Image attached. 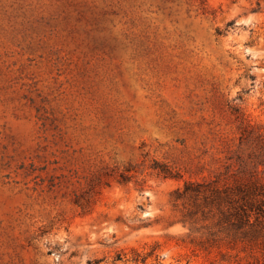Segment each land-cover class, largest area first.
Segmentation results:
<instances>
[{
    "label": "rangeland",
    "instance_id": "374dc122",
    "mask_svg": "<svg viewBox=\"0 0 264 264\" xmlns=\"http://www.w3.org/2000/svg\"><path fill=\"white\" fill-rule=\"evenodd\" d=\"M244 126L264 0H0V264H251L171 198L259 153Z\"/></svg>",
    "mask_w": 264,
    "mask_h": 264
},
{
    "label": "trees",
    "instance_id": "16d2710c",
    "mask_svg": "<svg viewBox=\"0 0 264 264\" xmlns=\"http://www.w3.org/2000/svg\"><path fill=\"white\" fill-rule=\"evenodd\" d=\"M250 137L259 153L249 160L240 154L230 157L211 178L185 180L171 198L190 243L244 252L251 264H264V137L244 126L241 139ZM161 172L172 176L168 168Z\"/></svg>",
    "mask_w": 264,
    "mask_h": 264
}]
</instances>
